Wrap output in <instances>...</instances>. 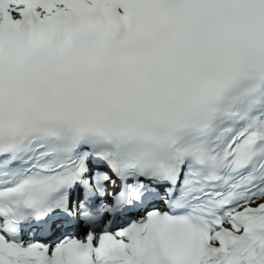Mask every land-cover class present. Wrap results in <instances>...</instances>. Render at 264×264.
Wrapping results in <instances>:
<instances>
[{
    "label": "snow or ice",
    "instance_id": "obj_1",
    "mask_svg": "<svg viewBox=\"0 0 264 264\" xmlns=\"http://www.w3.org/2000/svg\"><path fill=\"white\" fill-rule=\"evenodd\" d=\"M0 264H264V0H0Z\"/></svg>",
    "mask_w": 264,
    "mask_h": 264
}]
</instances>
